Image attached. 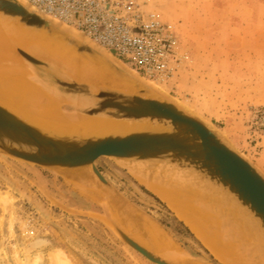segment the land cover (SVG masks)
Here are the masks:
<instances>
[{
    "label": "rangeland",
    "instance_id": "obj_1",
    "mask_svg": "<svg viewBox=\"0 0 264 264\" xmlns=\"http://www.w3.org/2000/svg\"><path fill=\"white\" fill-rule=\"evenodd\" d=\"M137 1L178 33L185 59L164 86L169 97L218 132L264 177V0ZM95 165L118 192L120 198L111 197L118 206L135 208L172 237L183 260L169 259L221 264L125 164L100 157ZM65 171L0 154V197L7 198L0 202V264H22L40 251L41 264H54L49 257L54 250L70 264H154L117 235L106 203L78 194ZM69 171L101 186L89 169Z\"/></svg>",
    "mask_w": 264,
    "mask_h": 264
},
{
    "label": "water",
    "instance_id": "obj_2",
    "mask_svg": "<svg viewBox=\"0 0 264 264\" xmlns=\"http://www.w3.org/2000/svg\"><path fill=\"white\" fill-rule=\"evenodd\" d=\"M0 12L19 18L30 28L48 33L54 29L61 34V40L78 54L102 60L110 71L131 79L140 88L134 94L93 88L65 78L47 61L16 49L32 66L39 83L68 102L62 107L63 111L144 121L152 126L129 133H60L43 130L0 105V154L50 169H89L110 196L117 198H120L118 192L95 165L100 157L120 161L128 168L138 165L150 171L177 173L198 186L215 190L218 196L236 204L251 220L258 222V229L264 234V177L218 132L168 95L150 88L140 80V76H132L120 68L113 51L103 49L113 59L112 62L97 50L69 36L61 27L65 24L60 22V26L52 27L49 21L30 12L17 0H0ZM109 221L117 235L148 261L177 264L140 245L112 217Z\"/></svg>",
    "mask_w": 264,
    "mask_h": 264
},
{
    "label": "bare ground",
    "instance_id": "obj_3",
    "mask_svg": "<svg viewBox=\"0 0 264 264\" xmlns=\"http://www.w3.org/2000/svg\"><path fill=\"white\" fill-rule=\"evenodd\" d=\"M17 1L30 12L49 21L52 27L60 26L56 19L40 13L25 1ZM61 27L69 36L113 62L103 48L81 32L69 26ZM52 30V33H48L30 28L19 18L0 12V105L43 130L60 133H129L142 127H152L144 121L116 120L63 111L62 107L68 102L39 83L32 66L16 49L47 61L65 78L93 88L103 87L128 94H134L140 88L131 79L110 71L102 60L78 54L61 40V34ZM117 65L132 76H140L121 61ZM140 80L153 90L168 95L164 86L145 78ZM128 169L141 185L168 205L221 264H264V234L259 231L258 222L251 220L226 197L218 196L215 190L198 186L188 177L167 170L150 171L138 165H130ZM69 172L65 171L66 179L74 190L94 203L105 202L111 210L112 219L140 245L156 255L183 260L172 237L158 223L135 208L129 209L127 206L122 209L107 190L79 171L80 174ZM6 200V197H0L1 203ZM40 252L33 253L21 263L41 264L43 254ZM49 257L54 264H70L60 250H54Z\"/></svg>",
    "mask_w": 264,
    "mask_h": 264
},
{
    "label": "built area",
    "instance_id": "obj_4",
    "mask_svg": "<svg viewBox=\"0 0 264 264\" xmlns=\"http://www.w3.org/2000/svg\"><path fill=\"white\" fill-rule=\"evenodd\" d=\"M23 1L113 51L117 60L161 86L173 80L185 59L174 26L145 12L137 0Z\"/></svg>",
    "mask_w": 264,
    "mask_h": 264
},
{
    "label": "crops",
    "instance_id": "obj_5",
    "mask_svg": "<svg viewBox=\"0 0 264 264\" xmlns=\"http://www.w3.org/2000/svg\"><path fill=\"white\" fill-rule=\"evenodd\" d=\"M103 175V174H102ZM106 179V178H105ZM108 181V180H107ZM144 187V186H143ZM146 189V187H144ZM147 190V189H146ZM149 191V190H148ZM150 192V191H149ZM153 194V193H152ZM165 204V203H164ZM167 206V208L169 209L168 205L165 204ZM170 210V209H169ZM173 213V215L175 216V213L173 211H171ZM176 217V216H175ZM177 218V217H176ZM178 219V218H177ZM179 220V219H178ZM182 222V221H180ZM183 223V222H182ZM184 224V223H183ZM185 225V224H184ZM186 226V225H185ZM188 228V227H187ZM189 229V228H188ZM190 231V229H189ZM191 232V231H190ZM192 233V232H191ZM193 234V233H192ZM193 236L196 238V240H198L200 242V244H202V242L193 234ZM203 245V244H202ZM204 246V245H203ZM205 247V246H204ZM206 248V247H205Z\"/></svg>",
    "mask_w": 264,
    "mask_h": 264
},
{
    "label": "trees",
    "instance_id": "obj_6",
    "mask_svg": "<svg viewBox=\"0 0 264 264\" xmlns=\"http://www.w3.org/2000/svg\"><path fill=\"white\" fill-rule=\"evenodd\" d=\"M180 225L184 228V230L187 232V233H189L193 238H194V236H193V234L189 231V229L182 223V222H180ZM215 263V262H214ZM215 264H217V263H215Z\"/></svg>",
    "mask_w": 264,
    "mask_h": 264
}]
</instances>
